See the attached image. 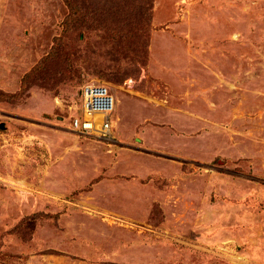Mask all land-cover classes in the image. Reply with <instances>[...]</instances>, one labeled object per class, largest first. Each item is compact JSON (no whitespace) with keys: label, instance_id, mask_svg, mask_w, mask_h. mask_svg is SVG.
Listing matches in <instances>:
<instances>
[{"label":"rangeland","instance_id":"374dc122","mask_svg":"<svg viewBox=\"0 0 264 264\" xmlns=\"http://www.w3.org/2000/svg\"><path fill=\"white\" fill-rule=\"evenodd\" d=\"M0 264H264V0H0Z\"/></svg>","mask_w":264,"mask_h":264},{"label":"built area","instance_id":"2783aa9c","mask_svg":"<svg viewBox=\"0 0 264 264\" xmlns=\"http://www.w3.org/2000/svg\"><path fill=\"white\" fill-rule=\"evenodd\" d=\"M81 115H74L70 128L76 133L113 140L111 115L115 110V99L108 87L95 82L83 85L81 91Z\"/></svg>","mask_w":264,"mask_h":264},{"label":"trees","instance_id":"16d2710c","mask_svg":"<svg viewBox=\"0 0 264 264\" xmlns=\"http://www.w3.org/2000/svg\"><path fill=\"white\" fill-rule=\"evenodd\" d=\"M67 3H68V5H69V2L67 1ZM70 8H69V11H68V13H67V15L65 16V18H64V27L65 26H68V28H70V27H74L75 25H76V23L78 22H81L83 19H82V17L84 18V16L83 15H81V14H79V11H77L76 9H75V7L73 6V4H70V6H69ZM51 54V52L49 53V55ZM53 54V53H52ZM42 61V63H43V61H44V58L41 60ZM40 61V62H41ZM30 73L29 74H27V75H25L23 78H22V80H21V88H20V90L22 89V86H23V83L25 82V79L27 78V77H30Z\"/></svg>","mask_w":264,"mask_h":264}]
</instances>
